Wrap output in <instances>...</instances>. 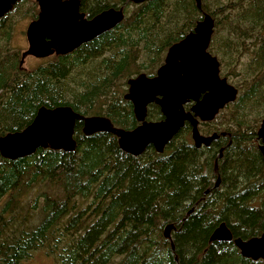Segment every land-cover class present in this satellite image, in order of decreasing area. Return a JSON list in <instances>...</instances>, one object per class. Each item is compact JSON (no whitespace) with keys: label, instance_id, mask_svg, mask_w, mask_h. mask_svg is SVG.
Instances as JSON below:
<instances>
[{"label":"trees","instance_id":"obj_1","mask_svg":"<svg viewBox=\"0 0 264 264\" xmlns=\"http://www.w3.org/2000/svg\"><path fill=\"white\" fill-rule=\"evenodd\" d=\"M82 1L89 16L124 5V19L32 70L20 67L11 42L17 12L27 5L35 19L37 3L19 0L0 18V136L22 130L41 106L69 105L135 128L127 80L155 75L168 48L205 12L215 19L209 51L238 97L199 123L201 133L219 135L209 146L194 145L186 122L162 153L150 145L135 156L112 133L85 135L78 121L72 152L0 154V264H25L37 251L55 264H264L243 257L233 241H210L223 221L234 237L264 232L256 132L264 119V0H201V9L196 0ZM163 118L151 103L147 119ZM170 223L172 240L164 236Z\"/></svg>","mask_w":264,"mask_h":264},{"label":"water","instance_id":"obj_2","mask_svg":"<svg viewBox=\"0 0 264 264\" xmlns=\"http://www.w3.org/2000/svg\"><path fill=\"white\" fill-rule=\"evenodd\" d=\"M19 0H0V18L10 12ZM38 18L27 29L28 48L22 53L46 58L72 52L114 28L124 19L123 7H110L90 19L80 12V0H35ZM135 4L147 0H129ZM201 9V0H196ZM215 30V19L204 13L192 31L174 42L167 50L156 74L140 73L127 80L125 99L131 101L139 124L133 129L115 126L103 115H83L69 105L39 107L33 120L22 130L0 136V154L15 160L29 156L37 149L51 148L72 152L77 147L75 126L82 122L85 135L97 132L114 134L125 152L138 156L150 145L162 153L166 145L188 122L196 147L209 146L219 137L217 133L204 135L199 130L201 121H212L227 104L234 102L239 90L225 76H221L220 62L209 51ZM192 102L189 110L185 104ZM159 105L164 116L148 120V106ZM224 134V133H223ZM261 141L259 150L264 160V119L257 130ZM222 153V151H221ZM220 179L217 182L219 185ZM173 223L164 229V236L172 240ZM210 241H233L243 257L264 260V232L248 239L234 237L226 222H221L210 236ZM174 247V245H172Z\"/></svg>","mask_w":264,"mask_h":264},{"label":"rangeland","instance_id":"obj_3","mask_svg":"<svg viewBox=\"0 0 264 264\" xmlns=\"http://www.w3.org/2000/svg\"><path fill=\"white\" fill-rule=\"evenodd\" d=\"M27 7H28L27 5L23 6L16 14V17L18 20L15 26L14 35H13V39L11 42L12 47L14 49H17L20 52L21 58H22V53L25 52L28 48L26 29L29 23L33 20L31 16L26 15ZM49 58H52V56L47 57V58H37L31 55H26L23 60L22 65L20 64V67L24 70H32L36 68L37 66H39L40 64L46 63ZM20 62H21V59H20ZM260 123L261 121L258 122L257 130L260 126ZM25 264H55V263H54V260L46 256L43 251H37L34 253L32 258L28 262H25Z\"/></svg>","mask_w":264,"mask_h":264},{"label":"flooded vegetation","instance_id":"obj_4","mask_svg":"<svg viewBox=\"0 0 264 264\" xmlns=\"http://www.w3.org/2000/svg\"><path fill=\"white\" fill-rule=\"evenodd\" d=\"M82 2H83V1L80 0V12H83V13L85 14V18H86V19H90V18L94 17L95 15H94V16H89V14H87L85 11H83V10L81 9ZM121 7L124 8V5H121L120 8H121ZM38 13H39V6H38V11H37V17H36L35 19L38 18ZM99 13H100V12H99ZM35 19H33V20H35Z\"/></svg>","mask_w":264,"mask_h":264},{"label":"bare ground","instance_id":"obj_5","mask_svg":"<svg viewBox=\"0 0 264 264\" xmlns=\"http://www.w3.org/2000/svg\"><path fill=\"white\" fill-rule=\"evenodd\" d=\"M218 180H219V178H218ZM216 186H218L217 183H216Z\"/></svg>","mask_w":264,"mask_h":264}]
</instances>
